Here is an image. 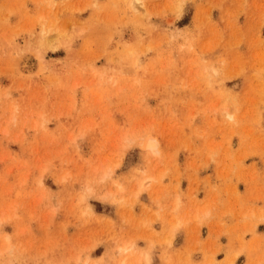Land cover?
<instances>
[{
  "label": "rangeland",
  "instance_id": "1",
  "mask_svg": "<svg viewBox=\"0 0 264 264\" xmlns=\"http://www.w3.org/2000/svg\"><path fill=\"white\" fill-rule=\"evenodd\" d=\"M0 264H264V0H0Z\"/></svg>",
  "mask_w": 264,
  "mask_h": 264
},
{
  "label": "bare ground",
  "instance_id": "2",
  "mask_svg": "<svg viewBox=\"0 0 264 264\" xmlns=\"http://www.w3.org/2000/svg\"><path fill=\"white\" fill-rule=\"evenodd\" d=\"M148 146L154 148V146H156V145H155V143H153L152 141H150V142L148 143ZM153 148H151V149H153Z\"/></svg>",
  "mask_w": 264,
  "mask_h": 264
}]
</instances>
